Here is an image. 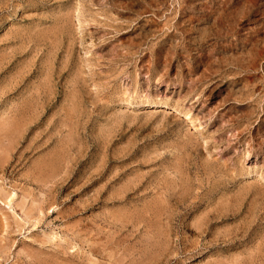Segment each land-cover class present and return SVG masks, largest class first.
Masks as SVG:
<instances>
[{
  "label": "rangeland",
  "instance_id": "1",
  "mask_svg": "<svg viewBox=\"0 0 264 264\" xmlns=\"http://www.w3.org/2000/svg\"><path fill=\"white\" fill-rule=\"evenodd\" d=\"M0 264H264V0H0Z\"/></svg>",
  "mask_w": 264,
  "mask_h": 264
},
{
  "label": "bare ground",
  "instance_id": "2",
  "mask_svg": "<svg viewBox=\"0 0 264 264\" xmlns=\"http://www.w3.org/2000/svg\"><path fill=\"white\" fill-rule=\"evenodd\" d=\"M174 111H177V110H174ZM185 118L187 119V121H189V122H194L193 120H192V118L191 117H189L187 114L185 115ZM16 124H14V122H11L10 124H7V126H6V131H7V135H8V137L10 136H12L13 134H14V132H15V129H16V131H17V128H16ZM5 128V127H4ZM201 220V219H200Z\"/></svg>",
  "mask_w": 264,
  "mask_h": 264
}]
</instances>
